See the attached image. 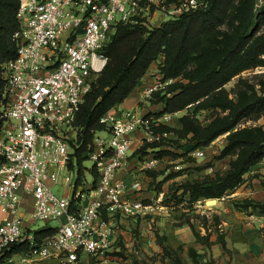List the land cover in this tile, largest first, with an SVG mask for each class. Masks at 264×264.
I'll return each mask as SVG.
<instances>
[{
  "label": "built area",
  "instance_id": "1",
  "mask_svg": "<svg viewBox=\"0 0 264 264\" xmlns=\"http://www.w3.org/2000/svg\"><path fill=\"white\" fill-rule=\"evenodd\" d=\"M209 0H19L14 58L2 64L0 91V264H93L116 244L123 218L164 212L163 196L142 197L143 181L132 171L155 170L161 159L134 146L165 142L161 130L172 113L111 109L102 116L87 159L90 178L76 167V117L107 64L102 51L120 24L148 26L208 6ZM166 83V82H165ZM161 84L147 90L151 98ZM76 147V148H75ZM196 150L194 156L203 158ZM73 157V160H72ZM97 173L94 181L92 170ZM130 169V170H129ZM174 169L180 170L176 163ZM86 171V170H84ZM128 171V180L119 173ZM95 182V183H94ZM64 187V191L55 190ZM71 194L70 197L68 195ZM206 200L197 203L205 205ZM37 239L36 232L53 228ZM45 223L39 230L33 225ZM24 245L20 252L14 246Z\"/></svg>",
  "mask_w": 264,
  "mask_h": 264
},
{
  "label": "trees",
  "instance_id": "2",
  "mask_svg": "<svg viewBox=\"0 0 264 264\" xmlns=\"http://www.w3.org/2000/svg\"><path fill=\"white\" fill-rule=\"evenodd\" d=\"M18 7L19 0H0V91L5 85L2 64L14 58L16 53L12 36L19 29ZM263 14L264 3L259 7L257 0H209L206 8L165 22L157 28L131 23L118 25L102 51L108 58L107 64L85 97L74 123L81 128L79 147H75L80 177L85 170L83 162L87 160L86 153L92 144L93 134L104 129L100 122L102 116L131 95L151 64L160 56L163 57L159 66L163 82L182 76L188 82L177 80L152 93L150 102L163 105L157 115L176 113L199 101L204 108L228 111L208 128H200L189 117L182 118L183 131L186 134L194 133L200 146H207L218 136L232 131L243 119L264 113V93L260 95L246 86L238 90L237 99L233 101L223 90L232 77L261 61L264 35H258V31L264 20ZM230 19L238 22L234 32L218 38L219 28ZM156 146L146 144L139 152L146 155L147 148ZM232 152L237 154V158L226 171L177 184V193L181 191L178 202L187 200L194 204L200 200L220 199L232 193L243 183L244 175L264 161V131L252 128L230 134L228 146L223 149L219 159ZM170 154L167 150L155 152L158 158ZM92 176L96 181L94 169ZM234 207L264 214L263 201L244 199L235 202ZM54 232V228L40 230L36 232V238L41 239ZM22 249L26 250V247L14 246L12 252ZM164 249L176 264H182L177 251L168 246ZM190 253L194 256V251Z\"/></svg>",
  "mask_w": 264,
  "mask_h": 264
},
{
  "label": "rangeland",
  "instance_id": "3",
  "mask_svg": "<svg viewBox=\"0 0 264 264\" xmlns=\"http://www.w3.org/2000/svg\"><path fill=\"white\" fill-rule=\"evenodd\" d=\"M263 3L264 0H257V5L259 7H262ZM162 17V14L155 12L147 27L152 29L162 26L164 24V20L161 19ZM231 20L232 19L227 20V22L219 28L218 38L222 39L225 35L234 32L238 22L234 23ZM116 28L111 35L114 34ZM261 34L264 35V20L261 22L258 31V35ZM261 58V61H259L256 66L241 71L223 86V90L229 99L236 101L238 90L246 86L255 89L260 95L264 93V55H262ZM154 65H156V67H154ZM149 69L147 71L150 72L149 76H155L157 73V64H153L151 71H149ZM162 78L163 75L160 73V82L158 83L161 84V86L158 90L167 87L168 84L174 83L177 80L188 82L185 76L173 80L169 79L166 83L161 80ZM140 105L145 108V111L142 113L159 116L154 113H149L152 112L150 111V106L154 105L151 102L148 105L143 103ZM157 106L160 108V105ZM157 106L153 108V110H157ZM227 113L228 111L224 112L221 108H204L200 101L187 106L182 111L172 113V120L166 125H162L160 128L168 133L165 142L157 144L153 149L147 148V151L152 149L154 150V153L156 151L167 150L171 152V154L161 157L160 159L166 158V161L162 162L155 170L144 172L138 168L132 169V171H135L136 175L140 177L144 183L143 190L141 191L142 197H144L143 193L147 192L146 189L155 192H165V199H169L163 200L162 205L167 206L168 209L164 212L159 211L155 214H149L143 217L137 216L135 218L121 219L115 228L117 241L113 249L104 257L96 259L93 264H164L165 259H171L174 261V259L166 253V249L164 248L169 246L172 250L177 251L178 254L182 253L183 250H177L168 245V243L170 244V241L168 240V237L165 236L166 232L164 229L166 220H170V223L172 224L171 227L173 228L189 222L203 229V227L206 226L212 227V224L216 223L214 219L216 214L212 212V208L215 204L203 205L197 202L190 204L187 200H183L179 203L178 201L181 200L179 196L181 191L177 193V184L183 183L186 180L204 178L206 175H213L217 171H226L231 162L237 158V154L232 152L219 159L223 149L228 146L230 134L245 132L252 128H260L264 131V113L243 119L232 131L218 136L207 146H200L198 144V139L194 138V133L190 132L186 134L183 131L181 120L182 118L189 117L190 120H192L194 124L200 126V128H208L218 119L223 118ZM80 131L81 130L76 129L73 133V139H78ZM143 146L144 145H142V147ZM140 149L135 148L133 154L134 157L137 154L142 155V153L139 152ZM199 149H202L205 152L203 158L194 156V152ZM148 154H151V152L148 151ZM172 160L178 162L181 166L180 170L172 168L174 165L169 162ZM91 166L92 163L89 162L88 159L83 162V168L87 170L84 171L83 169V174H85L88 179L90 178L91 170L89 169ZM135 166L136 164L134 167ZM71 167H76L78 169L77 164L74 165L73 161ZM178 173L179 177L175 178V176H178L176 175ZM147 176L154 178L153 183H151L149 187H146ZM263 181L264 161L253 166L250 171L244 175L243 183L233 190L232 193L230 192L229 195H225L222 198L227 199L226 196L234 197L236 199L234 204L235 202L244 199L254 200L252 193L255 192V189L259 188L260 183ZM64 189V187L55 188V190L61 192H63ZM70 196L71 194L68 195V197ZM45 225V223H37L36 225H33V229L39 230ZM49 225L54 228L59 225V222L54 221L49 223ZM222 227L223 226L221 225L220 228ZM189 255L191 254L189 253ZM181 256L183 260H187L188 253H182ZM47 261L41 264H47Z\"/></svg>",
  "mask_w": 264,
  "mask_h": 264
},
{
  "label": "crops",
  "instance_id": "4",
  "mask_svg": "<svg viewBox=\"0 0 264 264\" xmlns=\"http://www.w3.org/2000/svg\"><path fill=\"white\" fill-rule=\"evenodd\" d=\"M162 62L163 57L160 56L151 66L153 67V64H157L155 76L152 75L151 77L149 76L150 72H147L131 95L114 109H138L142 112L145 111V108L141 107L140 104H150V97L146 96V92L152 86L159 84L160 73L158 67ZM151 67L149 71H151ZM158 105H160V108L157 105L150 106V111L152 112L149 113H159L163 105ZM156 106L159 109L153 110ZM139 137L140 134L138 133V140L136 141L134 150L135 148L140 149L142 147L139 143ZM165 161L166 158H162L159 165ZM169 162L173 163V165L178 163L174 160ZM133 168L134 166H131L130 169L132 170ZM172 168L174 169V166ZM127 172H120L119 177L125 180L130 179ZM178 177L179 175L175 176V178ZM146 179L148 180H146V187H149L153 183L154 178L147 176ZM263 182L252 193L253 199L256 201H264ZM146 190L147 192L143 193L146 199H156L159 196L165 198V192ZM226 197L227 199H217V203L212 208V212L216 214L214 218L216 223L212 224V227L206 226L202 229L193 223L187 222L173 228L171 227L170 220H166L164 229L166 232L165 236L170 241L168 245L177 250H183L182 253H188L187 260H183L182 253H179L182 264H202L208 262L212 264H264V214L251 210L236 209L233 204L236 199L234 197ZM221 225L223 226L222 228H220ZM191 251H194V256H191ZM47 264H59V261L50 259L47 261ZM164 264L176 263L171 259H165Z\"/></svg>",
  "mask_w": 264,
  "mask_h": 264
},
{
  "label": "water",
  "instance_id": "5",
  "mask_svg": "<svg viewBox=\"0 0 264 264\" xmlns=\"http://www.w3.org/2000/svg\"><path fill=\"white\" fill-rule=\"evenodd\" d=\"M206 204H216L217 203V199H207L205 201Z\"/></svg>",
  "mask_w": 264,
  "mask_h": 264
}]
</instances>
